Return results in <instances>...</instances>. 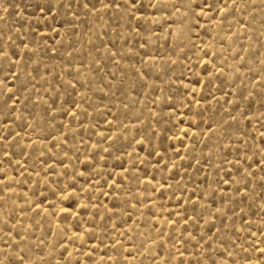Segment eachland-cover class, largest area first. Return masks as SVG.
I'll use <instances>...</instances> for the list:
<instances>
[{"label": "rangeland", "instance_id": "1", "mask_svg": "<svg viewBox=\"0 0 264 264\" xmlns=\"http://www.w3.org/2000/svg\"><path fill=\"white\" fill-rule=\"evenodd\" d=\"M0 52V264H264V0H0Z\"/></svg>", "mask_w": 264, "mask_h": 264}, {"label": "snow or ice", "instance_id": "2", "mask_svg": "<svg viewBox=\"0 0 264 264\" xmlns=\"http://www.w3.org/2000/svg\"><path fill=\"white\" fill-rule=\"evenodd\" d=\"M128 3H130L133 7H135L138 3V0H128ZM88 5L85 4V7H87ZM106 6V5H105ZM37 7L41 10V12L44 11V8L43 6H41L40 4L37 5ZM93 7H95V5H93ZM116 7H119V5H116ZM209 7H211V5H209ZM51 10V9H49ZM0 56H7V53H3V52H0ZM5 155H7V153H5ZM227 181H225L226 183Z\"/></svg>", "mask_w": 264, "mask_h": 264}]
</instances>
